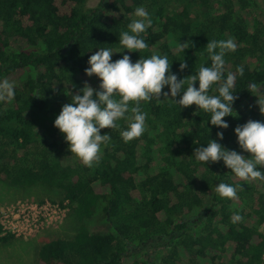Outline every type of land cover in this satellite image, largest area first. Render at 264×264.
<instances>
[{
    "label": "trees",
    "instance_id": "16d2710c",
    "mask_svg": "<svg viewBox=\"0 0 264 264\" xmlns=\"http://www.w3.org/2000/svg\"><path fill=\"white\" fill-rule=\"evenodd\" d=\"M139 6L152 24L142 34L148 47L128 53L131 60L166 55L178 79L210 64L207 40H234L225 75H235L237 116L223 117L228 128L218 129L207 114H193L195 105L180 110L166 98L141 101L145 132L125 143L119 135L125 121L101 129L110 142L87 167L67 150L53 120L70 102L64 93L85 81L98 87L84 73L88 57L101 47L118 49L119 33ZM185 41L189 48L182 51ZM181 61L186 67L178 71ZM0 79L13 82L15 92L12 101H0V182L55 190L76 216L70 238L37 247L36 264H264V180L244 182L220 161L204 165L191 156L218 130L222 146L241 152L233 128L264 122L255 96L264 98V0H98L93 6L0 0ZM220 181L241 185L235 199L215 192ZM234 213L241 219L234 221ZM12 238L0 234L1 243Z\"/></svg>",
    "mask_w": 264,
    "mask_h": 264
},
{
    "label": "clouds",
    "instance_id": "9594fccd",
    "mask_svg": "<svg viewBox=\"0 0 264 264\" xmlns=\"http://www.w3.org/2000/svg\"><path fill=\"white\" fill-rule=\"evenodd\" d=\"M133 19L126 30L120 31L118 49L110 47L98 48L88 57V67L84 73L88 77L95 76L99 83L93 88L86 81L76 92H69L70 102L61 106L53 120V126L63 135L67 150L87 167L99 160L102 145L110 142L107 132L101 129H116L118 121H125L126 127L119 132L121 139L127 143L140 137L146 130V113L141 109V101H160L168 99L178 105L180 110L195 105L194 115L202 111L208 115V124L218 129H227L228 123L222 119L226 116L236 117L233 103L235 75L229 71L225 75V54L236 50V43L229 37L220 40H207L206 50L210 59L207 66L201 65L195 74L178 79L170 70L166 55L151 54L146 58L131 60L130 52H140L148 47L143 35L151 26L152 20L143 6L136 7ZM183 51L189 48L187 41L179 42ZM127 52H124V50ZM124 54L113 60V53ZM186 63H179L178 71H182ZM236 74H242L243 68L237 67ZM194 82H197L194 85ZM167 86L166 91L162 89ZM248 88L255 90L257 85L249 83ZM215 93V94H210ZM14 83L8 79H0V101L10 102L14 99ZM179 96V99H176ZM256 104L264 115V98L257 95ZM235 113V115H233ZM236 143L241 152L228 149L218 141L223 139V132H216V139L208 138L206 144L196 146L191 156L206 165L222 162L236 178L248 182L264 180V122L247 120L233 128ZM209 134V129H208ZM233 185L220 181L215 185V192L221 198L235 199L236 189ZM232 219L240 220L239 213Z\"/></svg>",
    "mask_w": 264,
    "mask_h": 264
},
{
    "label": "rangeland",
    "instance_id": "374dc122",
    "mask_svg": "<svg viewBox=\"0 0 264 264\" xmlns=\"http://www.w3.org/2000/svg\"><path fill=\"white\" fill-rule=\"evenodd\" d=\"M97 2L86 0V5L93 6ZM57 197L55 190L43 186L21 188L0 182V223L6 225L11 221L15 224L16 219L21 218L29 225L20 233L5 232L13 238L0 242V264H36L37 247L42 242L55 237L70 238L74 234L76 216L65 202L61 205ZM97 228L105 231L107 226L100 224ZM259 229L264 231V224Z\"/></svg>",
    "mask_w": 264,
    "mask_h": 264
},
{
    "label": "built area",
    "instance_id": "2783aa9c",
    "mask_svg": "<svg viewBox=\"0 0 264 264\" xmlns=\"http://www.w3.org/2000/svg\"><path fill=\"white\" fill-rule=\"evenodd\" d=\"M28 208H30V209H33L32 207H30V206H28ZM25 209H26V207H25ZM21 212H24V209H21L20 210ZM27 216H28V214H26ZM33 216V215H32ZM15 218V217H14ZM19 223V224H18ZM22 224L24 225V226H22ZM262 224H264V222H262ZM261 224V225H262ZM29 225H28V223H27V220L26 219H16V223L15 224H13L11 221H9V222H7L6 223V225L4 224V223H0V227H1V230H2V233H4L5 234V232H9V231H7V230H10V232H18V233H20L21 232V230H24V229H26V228H29L28 227ZM32 226H36V225H32ZM260 231L263 233V235H264V231H262L261 229H260Z\"/></svg>",
    "mask_w": 264,
    "mask_h": 264
}]
</instances>
